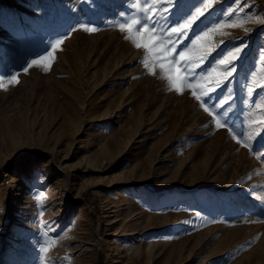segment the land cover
Segmentation results:
<instances>
[{"label": "rangeland", "instance_id": "1", "mask_svg": "<svg viewBox=\"0 0 264 264\" xmlns=\"http://www.w3.org/2000/svg\"><path fill=\"white\" fill-rule=\"evenodd\" d=\"M153 3L0 0V264H264V0H212L172 34L203 54L190 82L212 73L199 100L120 25L167 36L204 0Z\"/></svg>", "mask_w": 264, "mask_h": 264}, {"label": "snow or ice", "instance_id": "2", "mask_svg": "<svg viewBox=\"0 0 264 264\" xmlns=\"http://www.w3.org/2000/svg\"><path fill=\"white\" fill-rule=\"evenodd\" d=\"M160 0H154L152 6L148 8L142 9L145 13L149 11H153L155 3H159ZM171 3V0H168ZM212 7V0H204V7L202 9H197L195 15L191 17V19L185 20L184 23L179 24L178 27H173L171 32L165 36L163 33L157 31L154 27H150L148 23H141L140 20L133 18L130 22L126 24H121V31H126L128 36L126 39H129L136 48L145 49V55L142 57V63L148 72L152 75H155V69L158 67L160 69V78L162 80H167L168 89L170 91H175L177 93H182L185 87H190L193 89V96L196 99H201V95L197 94L196 89L199 88L203 90L206 88V85L202 83L203 80H210L212 73H209L208 77H202L200 81H196L192 83L189 81V76H194L195 73L192 71L191 64L194 63L195 67H199V64L203 62V54L195 55L194 49H188L186 51H180L178 54L176 53V47L171 39L172 34H182L183 30L188 29L198 17L203 15L204 11L208 8ZM149 19L146 15L145 20ZM244 21L233 22L231 24H220L216 28L212 29L211 33H205L204 37H200L198 39L206 40L210 39L212 33L220 32L225 27H242ZM137 25L140 26L139 30H137ZM86 31L94 32L95 28H86ZM63 41L58 40L55 45H53L52 52H49L46 56L40 58L39 60H33L31 63L24 68V71L27 72L28 68L36 66L43 67L44 71H48L51 68L52 62L55 60L54 52L62 44ZM198 41H193V45H196ZM171 45V47H170ZM241 49L237 48L236 53H239ZM236 58L235 54H230L229 57L222 60L220 63L224 65V71L218 74V78L215 83L217 86H220L224 81H226L234 72V69H229L228 65L232 63V60ZM183 61V63H182ZM264 64V61H262ZM215 72V69H213ZM11 82H18L17 78L13 76ZM264 87V85H261ZM207 91H213L212 88H207ZM204 110L209 113V115H213V113L209 110V108L205 107ZM217 127H223L219 119L213 117ZM256 123L264 124V119L260 121H255ZM235 139V136L233 137ZM237 143H242V141L237 140ZM245 147H248L246 143H244ZM57 241L55 239H48L45 241V247L43 248V252L45 256L49 252L51 247L56 245ZM47 264V260L45 261Z\"/></svg>", "mask_w": 264, "mask_h": 264}, {"label": "bare ground", "instance_id": "3", "mask_svg": "<svg viewBox=\"0 0 264 264\" xmlns=\"http://www.w3.org/2000/svg\"><path fill=\"white\" fill-rule=\"evenodd\" d=\"M66 111H67V110H66ZM167 237L170 239V238H172V237H173V235H172V234H171V235L169 234Z\"/></svg>", "mask_w": 264, "mask_h": 264}]
</instances>
